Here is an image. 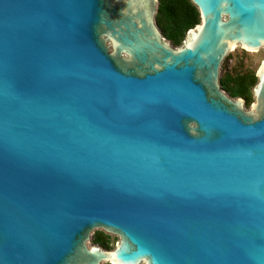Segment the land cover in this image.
I'll use <instances>...</instances> for the list:
<instances>
[{
	"label": "water",
	"instance_id": "water-1",
	"mask_svg": "<svg viewBox=\"0 0 264 264\" xmlns=\"http://www.w3.org/2000/svg\"><path fill=\"white\" fill-rule=\"evenodd\" d=\"M185 1L172 46L156 0H0V264H264V0Z\"/></svg>",
	"mask_w": 264,
	"mask_h": 264
},
{
	"label": "trees",
	"instance_id": "trees-1",
	"mask_svg": "<svg viewBox=\"0 0 264 264\" xmlns=\"http://www.w3.org/2000/svg\"><path fill=\"white\" fill-rule=\"evenodd\" d=\"M154 23L160 27L161 35L173 46L181 43L185 32L198 23V17L185 0H156ZM255 82L253 73L237 75L234 78H218L220 89L229 97H241L244 105L249 103L250 86ZM101 234L93 237V243L102 245Z\"/></svg>",
	"mask_w": 264,
	"mask_h": 264
},
{
	"label": "rangeland",
	"instance_id": "rangeland-1",
	"mask_svg": "<svg viewBox=\"0 0 264 264\" xmlns=\"http://www.w3.org/2000/svg\"><path fill=\"white\" fill-rule=\"evenodd\" d=\"M156 27L158 31L161 33L160 27L158 26ZM163 38L167 42H169L165 37ZM260 60H261V51L243 53V52H239L233 49H229L227 54L223 57V59L220 62V65L218 68V78H222L225 76L234 78L237 75L248 74V73H253V75H255L258 70V67L260 66ZM253 84L249 88L250 91H251ZM223 92L226 94L225 91ZM231 98H241V97H231ZM251 102H252V99L250 95L249 103L247 105H244V107L248 108ZM96 234H97L96 232H93V231L91 232L88 240H86L85 242L87 246L94 244L92 239ZM100 237L102 241L104 242V244H102L101 246L98 244H95V245H98L103 250H110L113 248V246L115 245L116 239L104 236L102 234L100 235ZM109 263L110 262L103 261V264H109Z\"/></svg>",
	"mask_w": 264,
	"mask_h": 264
},
{
	"label": "bare ground",
	"instance_id": "bare-ground-1",
	"mask_svg": "<svg viewBox=\"0 0 264 264\" xmlns=\"http://www.w3.org/2000/svg\"><path fill=\"white\" fill-rule=\"evenodd\" d=\"M230 49V48H229ZM92 232V231H91ZM91 232L89 233V236H90V234H91ZM89 238V237H88ZM88 240V239H87ZM85 242H86V240H85ZM103 261H105V260H103ZM107 261H109L110 262V260H107Z\"/></svg>",
	"mask_w": 264,
	"mask_h": 264
}]
</instances>
